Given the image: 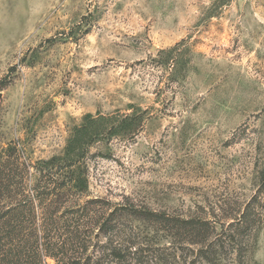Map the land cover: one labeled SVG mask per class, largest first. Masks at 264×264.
Returning a JSON list of instances; mask_svg holds the SVG:
<instances>
[{
	"label": "rangeland",
	"instance_id": "1",
	"mask_svg": "<svg viewBox=\"0 0 264 264\" xmlns=\"http://www.w3.org/2000/svg\"><path fill=\"white\" fill-rule=\"evenodd\" d=\"M135 111L136 135L91 149L80 203L103 221L122 205L201 218L223 232L214 264H264V0H0V155L48 160L86 115ZM99 227L70 260L200 264L185 235L126 213Z\"/></svg>",
	"mask_w": 264,
	"mask_h": 264
},
{
	"label": "trees",
	"instance_id": "2",
	"mask_svg": "<svg viewBox=\"0 0 264 264\" xmlns=\"http://www.w3.org/2000/svg\"><path fill=\"white\" fill-rule=\"evenodd\" d=\"M143 121L141 111L130 115L88 114L73 130L62 155L34 163L24 158L17 145L3 148L0 155V264H48L49 258L54 259L55 264H81V259L70 260L68 252L78 244L82 252H87L89 247L84 239L79 243L78 235L73 239V234L92 233L100 226L102 237H112L123 213L169 235H185L188 244L199 248L196 258L200 264L220 260V252L224 251L223 232L218 234L213 224L204 219H181L147 207L122 205L103 221L92 202L80 203L81 195L87 193L90 186L88 157L91 149L115 138L136 135ZM262 183L264 185V174ZM251 216L249 210L242 215L231 236L232 242H238L237 236L251 231V223L257 221V218L250 221ZM70 220L75 223L70 225ZM129 241L130 246L125 249L118 246L112 249L119 262L130 256L127 252L134 244ZM138 252L135 249L134 253Z\"/></svg>",
	"mask_w": 264,
	"mask_h": 264
}]
</instances>
